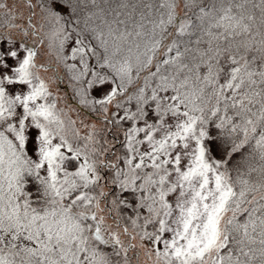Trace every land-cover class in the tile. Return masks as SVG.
Instances as JSON below:
<instances>
[{"label": "snow or ice", "instance_id": "6c2138e0", "mask_svg": "<svg viewBox=\"0 0 264 264\" xmlns=\"http://www.w3.org/2000/svg\"><path fill=\"white\" fill-rule=\"evenodd\" d=\"M144 262L264 264V0H0V264Z\"/></svg>", "mask_w": 264, "mask_h": 264}, {"label": "rangeland", "instance_id": "374dc122", "mask_svg": "<svg viewBox=\"0 0 264 264\" xmlns=\"http://www.w3.org/2000/svg\"><path fill=\"white\" fill-rule=\"evenodd\" d=\"M142 261H143V257H142ZM144 264H148V262H144Z\"/></svg>", "mask_w": 264, "mask_h": 264}]
</instances>
